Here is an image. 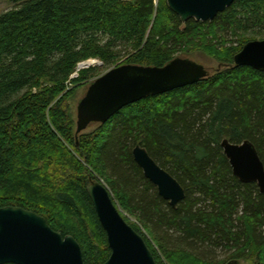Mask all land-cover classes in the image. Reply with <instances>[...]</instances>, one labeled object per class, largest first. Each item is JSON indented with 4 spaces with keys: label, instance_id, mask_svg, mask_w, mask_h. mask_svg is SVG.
<instances>
[{
    "label": "trees",
    "instance_id": "obj_1",
    "mask_svg": "<svg viewBox=\"0 0 264 264\" xmlns=\"http://www.w3.org/2000/svg\"><path fill=\"white\" fill-rule=\"evenodd\" d=\"M9 2L0 14V207L43 217L77 241L84 264H104L110 250L85 190L96 179L148 233L151 242L121 215L156 264H264V196L233 176L220 147L247 140L264 165V71L232 62L264 38V0H234L205 23H181L166 0ZM200 34L222 67L214 75L129 105L75 137L68 101L98 77L79 64L163 67ZM136 145L182 187L176 207L143 176Z\"/></svg>",
    "mask_w": 264,
    "mask_h": 264
},
{
    "label": "water",
    "instance_id": "obj_2",
    "mask_svg": "<svg viewBox=\"0 0 264 264\" xmlns=\"http://www.w3.org/2000/svg\"><path fill=\"white\" fill-rule=\"evenodd\" d=\"M234 0H166L181 23L209 22ZM234 67L264 71V39L249 41L234 55ZM221 68V67H219ZM205 67L177 57L163 67L121 65L96 78L76 107L75 137L92 124L104 125L121 109L148 97L196 84L210 76ZM220 147L232 174L243 184H256L264 196V165L253 144L223 139ZM132 158L158 195L176 207L184 199L178 182L136 145ZM86 194L105 233L110 255L104 264H156L144 239L122 218L107 189L89 179ZM0 264H84L72 236L63 237L46 220L19 207H0ZM234 264H239L235 262Z\"/></svg>",
    "mask_w": 264,
    "mask_h": 264
},
{
    "label": "rangeland",
    "instance_id": "obj_3",
    "mask_svg": "<svg viewBox=\"0 0 264 264\" xmlns=\"http://www.w3.org/2000/svg\"><path fill=\"white\" fill-rule=\"evenodd\" d=\"M12 6L13 5L9 2V0H0V14L11 9ZM206 33H208V32L205 30V31H203L202 34H206ZM224 37H225V35H224ZM207 38H209V36H207ZM203 39H204V36L203 35L201 36V34H200L199 37L196 38V40H195L196 47L190 49L187 53H182V54L177 55V57L185 58V59H188L190 61H193V62L205 67L208 71H210L211 75H214L222 67L219 68L220 67L219 63L217 61H215L212 58V56H210L208 54L205 47H203ZM227 40L230 41L231 38L230 39L228 38ZM256 40H261V39H256ZM89 64H91L90 67H95L98 70V77L104 75L106 72H108L112 68L119 65V64H117L116 66L111 67V68L110 67L104 68L102 66V64L96 60H94V62L90 61ZM93 80H95V79H93ZM93 80H90L86 83H82L80 85H77L73 96L68 101V108L70 111V115L74 121V124L76 122V107H77L78 103L80 102V100L84 97V95L87 91V88L89 87V85L92 83ZM68 87H69V89H73L75 86L69 84ZM99 128H100L99 124H92L85 131H83L80 135L91 134ZM119 212L123 216V218H125L127 220V222L135 224L136 226H138L141 229V231L148 237V240L151 242V239H150L148 233L141 228V226L137 223L136 219L133 216L128 215L127 213L122 212L121 210H119ZM222 254L223 253H221L218 250L215 252V255L218 257L222 256ZM239 264H246V263L241 261V262H239Z\"/></svg>",
    "mask_w": 264,
    "mask_h": 264
},
{
    "label": "built area",
    "instance_id": "obj_4",
    "mask_svg": "<svg viewBox=\"0 0 264 264\" xmlns=\"http://www.w3.org/2000/svg\"><path fill=\"white\" fill-rule=\"evenodd\" d=\"M91 62H94V60H90ZM90 61H87V62H84V63H81V64H79L78 65V67H77V71H79V70H81V69H86V68H88L90 65H87L88 64V62H90ZM77 76V74L75 73L73 76H72V78H75Z\"/></svg>",
    "mask_w": 264,
    "mask_h": 264
},
{
    "label": "bare ground",
    "instance_id": "obj_5",
    "mask_svg": "<svg viewBox=\"0 0 264 264\" xmlns=\"http://www.w3.org/2000/svg\"><path fill=\"white\" fill-rule=\"evenodd\" d=\"M88 64H89V62H88Z\"/></svg>",
    "mask_w": 264,
    "mask_h": 264
}]
</instances>
